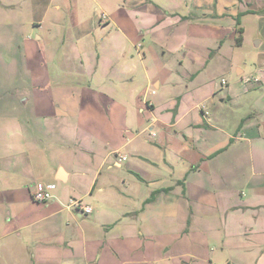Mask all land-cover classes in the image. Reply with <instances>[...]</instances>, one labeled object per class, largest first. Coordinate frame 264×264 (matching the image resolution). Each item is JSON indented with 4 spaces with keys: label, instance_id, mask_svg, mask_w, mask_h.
Here are the masks:
<instances>
[{
    "label": "crops",
    "instance_id": "obj_1",
    "mask_svg": "<svg viewBox=\"0 0 264 264\" xmlns=\"http://www.w3.org/2000/svg\"><path fill=\"white\" fill-rule=\"evenodd\" d=\"M168 1L122 0L117 11L154 17L145 28L155 41L215 14L245 31L251 12ZM72 4L67 12L60 0H0V16L14 19L0 25L19 29L16 48L32 60L0 59V264H264V127L255 136L223 127L213 101L246 92L245 78L219 90L207 71L99 65L100 44ZM112 18L99 19L120 30L104 41L124 54L127 43L140 46L145 19ZM89 53L96 65L85 64ZM256 80L264 94V75ZM244 143L237 185L228 158ZM36 182L55 184V198L35 201Z\"/></svg>",
    "mask_w": 264,
    "mask_h": 264
},
{
    "label": "rangeland",
    "instance_id": "obj_2",
    "mask_svg": "<svg viewBox=\"0 0 264 264\" xmlns=\"http://www.w3.org/2000/svg\"><path fill=\"white\" fill-rule=\"evenodd\" d=\"M64 5L65 11H69V5L75 6L76 14L81 16V19L86 20L83 22L85 29L92 30V39L97 40L100 44L99 52L101 53V59L99 65L109 66H128V67H141L139 71L142 72L143 68H164V69H182V70H200L207 71L210 83L213 86H229L234 81H239L245 78L244 85H247L248 90L239 94L233 99H225L224 102L219 103L218 98L214 99L220 104V120L225 128H231L233 124L239 123V131L236 133L249 134L255 136V129H259V123L261 121L264 127V94L262 88L254 87L257 85V77L264 75V7L260 4L264 0H237L233 5H226L228 0H214V10L217 13L221 10L227 9L232 11V15L237 18L239 9H250L242 18V24L245 28L243 33L244 40L242 44L237 43L238 30H233V26L229 22L219 21L218 15L215 14L214 19H210L205 23L199 22L198 24L188 25L181 23L177 26L176 31H170L167 25H164L165 30L159 31L162 36L158 43L153 39L145 28L146 24L153 21L154 17H143L145 19L141 24L139 30L142 31V39L139 45H133V43H127L125 51L127 54L118 52L117 46L106 43L107 37L110 33H119L120 30L113 23H100L99 19L102 17V13H106V17L102 18L104 21H109L108 18L111 15L112 19H118L122 22L131 20L130 18H136L137 15L141 16L143 11L135 9L127 13H118L117 6L120 5L122 0H60ZM141 1V0H139ZM161 4L166 6L174 5L169 3L168 0H157ZM225 3V4H224ZM238 4V7L234 5ZM67 5V6H66ZM213 5V4H212ZM175 6L178 7V4ZM182 10L190 12L186 8V4L181 5ZM227 7V8H226ZM263 7V8H262ZM134 12V13H133ZM194 15L193 12H190ZM225 15V13H224ZM198 17H201V13L198 12ZM184 17V15H183ZM186 17H184L185 19ZM210 18V17H209ZM132 20L133 22L135 20ZM136 20L140 23V20ZM13 18L5 17V20L0 16V21L11 22ZM67 36L66 41L71 39V35H74L72 27V19H67ZM229 21V20H228ZM72 22V23H71ZM131 22V23H133ZM123 26V25H122ZM169 29V33H168ZM18 30L13 27L0 25V59L1 60H19V61H32L26 60L25 51H19L18 47ZM236 35H235V34ZM13 35V38H12ZM104 41V42H103ZM126 44V45H127ZM139 44V43H137ZM142 45V47H141ZM163 46L164 48H161ZM209 47L210 49H206ZM96 51V48L94 49ZM66 57L64 50L58 52L55 63H63ZM85 64L96 65V56H92V53L86 54ZM96 59V60H95ZM33 61H37V58ZM2 66H0V73ZM242 73V74H240ZM5 75V74H4ZM7 78H9L7 76ZM226 80L223 84L221 81ZM5 84H2L0 79V89L7 90L8 85L6 80ZM259 82H262L259 80ZM258 82V83H259ZM216 86L219 90L221 87ZM225 86V87H226ZM252 86V88H251ZM259 86V85H258ZM262 87V86H259ZM227 88V87H226ZM11 89V88H10ZM209 109L215 110V106L212 102H208ZM264 135V134H263ZM241 151L237 154H231L228 160H231V164L227 166L232 181L237 185H241L244 179V175L241 173L246 166V159L241 157L242 150L245 149L246 144H241ZM225 182H229L226 180ZM231 182V181H230ZM218 223V222H217ZM215 224V221H214ZM172 225H178V222ZM162 235V234H161ZM162 238V237H161Z\"/></svg>",
    "mask_w": 264,
    "mask_h": 264
},
{
    "label": "built area",
    "instance_id": "obj_3",
    "mask_svg": "<svg viewBox=\"0 0 264 264\" xmlns=\"http://www.w3.org/2000/svg\"><path fill=\"white\" fill-rule=\"evenodd\" d=\"M104 17H106L105 12L102 13V18ZM221 83L225 84L226 80L223 79ZM54 190H55V184L49 182H36L34 185H32L33 199L38 202H44L50 199L52 200L55 198ZM68 206L77 211L86 212L87 214L92 212V208L90 206H87L80 199H70Z\"/></svg>",
    "mask_w": 264,
    "mask_h": 264
},
{
    "label": "trees",
    "instance_id": "obj_4",
    "mask_svg": "<svg viewBox=\"0 0 264 264\" xmlns=\"http://www.w3.org/2000/svg\"><path fill=\"white\" fill-rule=\"evenodd\" d=\"M237 30H238V35L236 36L237 37V43L242 44L243 40H244V36H243L244 29H243V27H239Z\"/></svg>",
    "mask_w": 264,
    "mask_h": 264
},
{
    "label": "water",
    "instance_id": "obj_5",
    "mask_svg": "<svg viewBox=\"0 0 264 264\" xmlns=\"http://www.w3.org/2000/svg\"><path fill=\"white\" fill-rule=\"evenodd\" d=\"M263 99H264V96H263ZM264 101V100H263Z\"/></svg>",
    "mask_w": 264,
    "mask_h": 264
}]
</instances>
